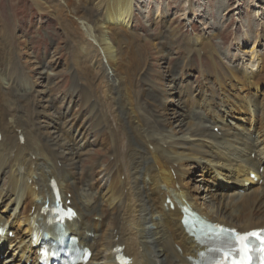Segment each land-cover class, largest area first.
Returning <instances> with one entry per match:
<instances>
[{
  "label": "bare ground",
  "instance_id": "1",
  "mask_svg": "<svg viewBox=\"0 0 264 264\" xmlns=\"http://www.w3.org/2000/svg\"><path fill=\"white\" fill-rule=\"evenodd\" d=\"M34 1L61 18L72 15L68 23L60 21L70 35L73 76L83 81L81 87L79 78L73 81L71 92L91 110V121L78 123L83 115L61 105L53 112L50 104L34 107V81L19 80L16 48L0 25V181L7 178L0 186V227L15 234L0 236V264H38L41 246L34 243L44 235L33 236L54 233L43 208L54 201L53 181L64 203L70 199L78 212L66 229L93 251L87 264H118V246L131 264H197L207 246L182 223L184 205L241 232L264 227V70L241 72L213 57L220 93L202 97L199 85L192 100L204 113L195 116L210 126L186 123V113L171 108L179 84L151 83L156 70L145 60L148 46L130 30L135 0ZM196 41L189 50L203 51L201 56L216 51L208 41ZM251 53L255 58L257 51ZM202 65L205 80L214 67ZM60 123L68 130L60 132ZM181 129L188 135H178ZM99 144L112 162L95 157ZM84 161L92 166L81 171ZM198 169L205 179L197 180L210 182L203 195L191 185Z\"/></svg>",
  "mask_w": 264,
  "mask_h": 264
},
{
  "label": "rangeland",
  "instance_id": "2",
  "mask_svg": "<svg viewBox=\"0 0 264 264\" xmlns=\"http://www.w3.org/2000/svg\"><path fill=\"white\" fill-rule=\"evenodd\" d=\"M132 7L134 17L130 30L141 45L145 43L148 46L143 56L146 57V62L150 63V70H156L152 74L151 83L159 87H163L165 82L168 85L172 82L179 84L180 92L173 97L177 103L175 106L173 103L171 108H174V111L186 113L184 119L186 123L195 121L197 124L210 126L208 120L195 116L197 111L202 112V107L195 106L197 104L196 102L193 104L192 100L197 98L199 85H201L199 94L202 97L210 95L211 92L214 97L219 95L220 86L214 83L215 79L213 80V76L218 72V65L235 66L241 69V72L245 69L264 70V0H135ZM71 17L72 15H66L61 18L60 13L54 11L53 7L50 8L44 3L38 6L34 0H0V25L5 26L4 34L13 41L17 62L23 69V74H20L18 78L34 81L33 93L39 97V101L34 102V107L40 110L42 106L50 104L52 112L60 108V105L64 110L73 108L72 112L75 115L78 113L83 115L82 119L77 116L78 123H84L85 119H88L87 124H90L91 120L88 117L91 115V110L85 109L82 98L79 99V95L71 92L74 87L73 81L76 82L79 77L75 79L73 76L74 53L70 35L60 22L66 20L68 23ZM198 39L208 41L216 51L212 54L204 52L206 55L201 56L203 51H195L194 48H191L192 51L189 50V44L197 42ZM216 48L221 59L216 54ZM254 49L257 53L255 58H252L251 52ZM213 57L215 61H218V65L215 64ZM186 61H189L188 66ZM202 62L207 70L212 65V68L214 67L211 73L207 71V75L212 77L208 76L205 80L206 72ZM165 74L167 77L163 78ZM78 80L81 87L83 81L80 78ZM210 85L211 88L207 91ZM150 87L152 88L151 85ZM171 98L169 97L168 100ZM189 101L191 105H194V110L188 109ZM188 110H192L191 114ZM61 124L57 125L60 132L68 130L65 124ZM188 128L196 130L193 124ZM213 129L218 133L222 130L221 126ZM188 131L184 132L181 129L178 135L180 133L183 136L188 135ZM70 132L74 135L72 129ZM90 139H94V135ZM94 149L95 157L98 155L99 161L112 162L110 160L112 156L103 157L105 151L101 145L100 148L95 146ZM80 151L79 149L75 152ZM252 158H255V153ZM61 165L58 163L59 167ZM85 166L91 167L92 163L84 161L81 164V171ZM98 166L100 167V164ZM199 172V169L196 170L191 179L193 180L191 185L196 188L198 192H194L196 195H203L206 194L203 188L210 182L197 180L200 177L203 178V176H197ZM206 177L209 179L208 174ZM4 181L7 182V178L2 176L0 186ZM259 184L262 185V180ZM14 236L15 234L11 238Z\"/></svg>",
  "mask_w": 264,
  "mask_h": 264
},
{
  "label": "snow or ice",
  "instance_id": "3",
  "mask_svg": "<svg viewBox=\"0 0 264 264\" xmlns=\"http://www.w3.org/2000/svg\"><path fill=\"white\" fill-rule=\"evenodd\" d=\"M250 236H259L261 238H264V232H253V233H249V234H245L243 236H237L236 239L240 241V250L242 253L245 254V259L241 260L239 262V264H246V259H247V252L249 251V249L247 248V241L249 240Z\"/></svg>",
  "mask_w": 264,
  "mask_h": 264
}]
</instances>
